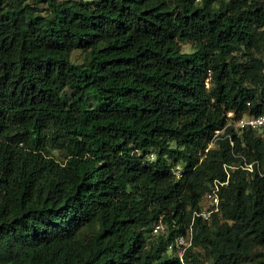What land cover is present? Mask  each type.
Masks as SVG:
<instances>
[{
    "label": "trees",
    "instance_id": "1",
    "mask_svg": "<svg viewBox=\"0 0 264 264\" xmlns=\"http://www.w3.org/2000/svg\"><path fill=\"white\" fill-rule=\"evenodd\" d=\"M263 106L264 0H0V264H264Z\"/></svg>",
    "mask_w": 264,
    "mask_h": 264
},
{
    "label": "clouds",
    "instance_id": "2",
    "mask_svg": "<svg viewBox=\"0 0 264 264\" xmlns=\"http://www.w3.org/2000/svg\"><path fill=\"white\" fill-rule=\"evenodd\" d=\"M249 105H251L250 102H249ZM263 111H264V106H263L262 111L260 113H257L256 114V113H251V112H245L242 115H240L239 117H236V113L234 111L228 112L227 116H228L229 119H228L227 125L224 128L218 129L216 131V133H215L214 137L212 138V140L210 141L209 146H208L207 149H209V147L215 145V143L218 140V138H220L221 135L226 132V127H228V126L233 127L234 130L237 133H242V132L247 131V130L255 131L264 140V127H255V126H252V125H249V124L248 125H245V126H241L240 124H237L242 119H248L249 120L253 116H258ZM228 136L230 138V141H231L232 145L235 146V144L233 142V138L231 136V133H229ZM236 155L239 156L242 160L237 165H231L230 166L228 164H224V169L227 172V180L226 181H220L218 179H215L213 181V183L211 184L209 190L205 193V195L203 197L200 210L199 211H195L194 212V216L198 215V216H200V217H202L204 219H208V218L211 217L212 213L219 211L220 205H221V186H223L224 184L228 183V178L230 177V170H229V168L233 170L234 168L241 167V168L245 169L252 176H254V175H261V176H263L264 175V161H262L260 159L249 160L248 156L245 155V153L244 154H241L240 153V154H236ZM247 164H253V169L250 170L249 168H247ZM213 189H216V192H217V195H218V202L217 203H214V204H211L209 202L208 194L210 192H212ZM204 212H207L208 215L205 216L204 215ZM158 223H163L164 224V222L160 220L159 222H157L155 224V226ZM155 226H154V229H155ZM164 230H165V224H164V229L162 231L156 232L154 230V232L155 233H160V232H163ZM180 236H185V235H180ZM187 236H191V242H192V235H191V233L190 234L188 233ZM175 244H176V240H175ZM171 248H173V246L170 247V249Z\"/></svg>",
    "mask_w": 264,
    "mask_h": 264
},
{
    "label": "built area",
    "instance_id": "3",
    "mask_svg": "<svg viewBox=\"0 0 264 264\" xmlns=\"http://www.w3.org/2000/svg\"><path fill=\"white\" fill-rule=\"evenodd\" d=\"M241 126H245V125H252L255 127H264V111L259 114L258 116H253L251 119H242L239 123ZM247 168H249L250 170L253 169V164H247ZM208 198H209V202L211 204L217 203L218 202V195L216 192V189H213L212 192H210L208 194ZM204 215L207 216L208 213L204 212ZM164 229V224L163 223H158L155 226V231L159 232L162 231ZM191 244V236H179L176 239V245L177 247L180 249V254L183 252L182 247L185 246H189ZM173 245H170V247H172Z\"/></svg>",
    "mask_w": 264,
    "mask_h": 264
},
{
    "label": "rangeland",
    "instance_id": "4",
    "mask_svg": "<svg viewBox=\"0 0 264 264\" xmlns=\"http://www.w3.org/2000/svg\"><path fill=\"white\" fill-rule=\"evenodd\" d=\"M184 47L185 49H192L194 48V43L192 41H184Z\"/></svg>",
    "mask_w": 264,
    "mask_h": 264
}]
</instances>
